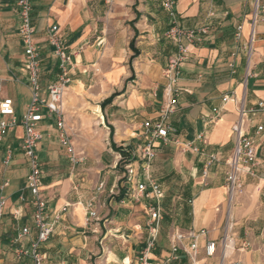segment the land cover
Listing matches in <instances>:
<instances>
[{
    "label": "crops",
    "instance_id": "1",
    "mask_svg": "<svg viewBox=\"0 0 264 264\" xmlns=\"http://www.w3.org/2000/svg\"><path fill=\"white\" fill-rule=\"evenodd\" d=\"M260 4L264 6V0ZM175 11L182 28L206 26L208 31L200 42L188 45L186 60L169 79L165 69L176 48L165 38L168 18L161 0H32L43 95L60 75L54 48L47 41L51 26L58 27L63 46L71 54L63 105L76 110L86 105L94 108L95 125L108 139L111 155L130 148L129 142L139 143L142 123L157 118L166 105L168 89L175 90L176 104L167 119L169 137L197 146L202 153L173 143L155 148L151 173L164 199L152 262L161 264L168 255L169 235L177 228L206 230V235L198 237L200 247L206 240L218 242L228 229L232 245L227 257L243 264H264L263 166L253 169L254 176L241 174L243 186L230 204L225 183V162L235 143L231 129L237 117L235 100L244 95L247 108L264 101V18L256 23L248 57L249 0H176ZM18 26L16 0H0V102L10 100L20 118L30 101V89ZM214 108L220 115L211 123ZM257 126H263L262 135H255ZM247 128L259 151L264 150V113L250 114ZM39 130L41 195L47 202L48 221L54 224L53 234L42 246L43 264H137L147 238V202H132L127 196L129 186L120 181L121 176L112 178L113 172L105 171L109 165H103L100 157L71 164L52 122H41ZM22 133L17 127L0 147V197L5 200L0 264H29L27 259L17 262L13 251L19 246L21 228L32 229L24 245L35 237L30 193L25 188L28 167L20 150ZM6 147L13 149V157L4 166ZM210 156L216 160L210 162ZM102 172L105 176L100 181ZM99 184H103L101 190ZM91 200L97 219L87 221ZM243 241L249 243L246 250L241 248ZM176 264L188 262L181 256Z\"/></svg>",
    "mask_w": 264,
    "mask_h": 264
},
{
    "label": "built area",
    "instance_id": "2",
    "mask_svg": "<svg viewBox=\"0 0 264 264\" xmlns=\"http://www.w3.org/2000/svg\"><path fill=\"white\" fill-rule=\"evenodd\" d=\"M249 1L251 2L252 13L249 20L248 57L251 52V43L255 39L256 23L261 18H264V6L260 4L261 0ZM175 4L176 0H161L162 10L168 18V29L165 32V38L171 41L176 48L175 53L169 57L165 69V76L169 79H171L172 74L177 73L181 64L186 60L188 45L200 42L208 31L206 26L197 29L182 28L178 22ZM16 9L19 18L18 35L23 48L24 71L26 83L30 89V101L20 118H17L10 100L5 99L0 102V147L5 144L8 136L17 127H21L23 133L20 150L28 167L25 188L30 193L31 221L35 237L24 245L22 241L30 237L32 229L26 226L21 228L17 235L19 246L14 249L13 257L17 262L27 259L29 264H43L44 254L41 252L42 246L53 234L54 224L48 221L47 202L41 195L43 171L37 157V146L41 140L39 125L45 120L52 122L58 134L59 145L65 150L68 161L71 164L78 163L79 160L65 126L63 114L64 94L70 83L71 54L63 46V42L58 35V27L51 26L47 31V41L54 48L53 53L58 59L60 75L56 82L46 87L45 95H43L40 81V58L34 42V28L31 23L32 0H16ZM237 29L240 31L241 26ZM175 92L172 88L168 89V99L166 105L161 108L160 115L155 119H149L142 123L139 143L127 152L129 153V158L123 160L121 178L124 179L123 183L130 188V190H127L128 198L135 203L147 202L144 212L147 238L137 255V264H154L150 254L155 245L162 221L161 202L164 199V192L151 173L152 162L156 156L155 148L159 145L173 143L179 145L185 151H191L196 154L202 153L197 146L179 144L178 140L169 137L167 119L176 104ZM231 97L232 94L223 96L222 102H226ZM235 103L237 106V117L231 128L235 135V143L230 157L225 162V183L229 204L234 193L243 186L241 174L254 176L253 169L260 165L263 166L264 170V150L259 151V145L250 136L247 128L250 114L264 113V101H259L253 107L247 108L245 106V97L242 95L241 98L235 100ZM212 113L213 117L210 122L214 123L218 120L220 114L216 108L212 109ZM262 133L263 126H257L255 135L259 136ZM202 140L203 137L199 135L197 141L201 142ZM12 157L13 149L6 147L2 164L4 166L8 165ZM215 160V156H210V162ZM205 174L206 170L203 171V175ZM102 187L103 184H99L98 190H101ZM262 197L264 199V187ZM21 201H24V199L21 198ZM61 211L65 212L66 207ZM4 214L5 200L0 197V222ZM11 215L16 218L17 213L13 212ZM58 219L59 215L54 220ZM89 219H97L96 212L93 209V200L87 205V221ZM204 235H206V230L204 229L181 231L173 228L169 235L168 255L161 264H176L181 256L187 260L188 264H243L239 260L226 256L227 250L232 245L228 229L224 231L218 242L206 240L204 246L200 247L198 237ZM241 248L248 249L249 243L243 241ZM201 251H203V257L201 256Z\"/></svg>",
    "mask_w": 264,
    "mask_h": 264
},
{
    "label": "rangeland",
    "instance_id": "3",
    "mask_svg": "<svg viewBox=\"0 0 264 264\" xmlns=\"http://www.w3.org/2000/svg\"><path fill=\"white\" fill-rule=\"evenodd\" d=\"M84 94L85 93H82V95ZM93 112L94 108L89 105H86L85 108H81L79 110L68 109L66 103L63 105L65 126L71 138V142L73 143L75 154L80 153V155L76 154L78 160L82 158L78 164H86L87 161H95L100 157L103 165H109L105 171L111 170L113 172L112 178L115 176L122 177L124 165L123 160L129 158V153L127 152L134 148L135 142H129L131 147H125L123 153L117 152V154L113 155L108 153L110 149L108 139H103V136L101 135L102 132L98 129L97 125H95L97 120L95 121L96 116L93 115ZM83 118H88L87 120H89V123H86L85 119ZM78 121H80L81 124ZM118 153L120 154L121 158L118 157ZM112 166L115 167L112 168ZM103 176H105L104 172H102L100 181L102 180ZM120 181L124 182V179L121 178Z\"/></svg>",
    "mask_w": 264,
    "mask_h": 264
},
{
    "label": "trees",
    "instance_id": "4",
    "mask_svg": "<svg viewBox=\"0 0 264 264\" xmlns=\"http://www.w3.org/2000/svg\"><path fill=\"white\" fill-rule=\"evenodd\" d=\"M132 45V44H131ZM111 98L107 99L106 101H110ZM112 135V129H111V132H110V136Z\"/></svg>",
    "mask_w": 264,
    "mask_h": 264
},
{
    "label": "bare ground",
    "instance_id": "5",
    "mask_svg": "<svg viewBox=\"0 0 264 264\" xmlns=\"http://www.w3.org/2000/svg\"><path fill=\"white\" fill-rule=\"evenodd\" d=\"M228 251V250H227ZM229 252V251H228ZM228 254V253H227ZM229 254H230V252H229Z\"/></svg>",
    "mask_w": 264,
    "mask_h": 264
}]
</instances>
